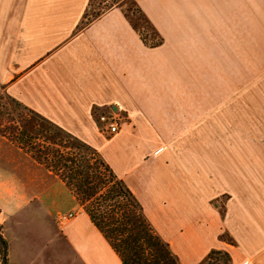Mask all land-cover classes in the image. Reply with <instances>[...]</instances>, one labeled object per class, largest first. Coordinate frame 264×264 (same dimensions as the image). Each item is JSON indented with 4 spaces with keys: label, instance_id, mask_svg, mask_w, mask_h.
Here are the masks:
<instances>
[{
    "label": "crops",
    "instance_id": "obj_1",
    "mask_svg": "<svg viewBox=\"0 0 264 264\" xmlns=\"http://www.w3.org/2000/svg\"><path fill=\"white\" fill-rule=\"evenodd\" d=\"M136 1L154 45L121 6L89 17L91 0H0V85L97 149L182 264L215 249L264 264L260 144L184 138L251 130L237 109L264 83V0ZM115 103L129 120L106 138L97 114ZM0 136L8 264H123L61 177Z\"/></svg>",
    "mask_w": 264,
    "mask_h": 264
},
{
    "label": "trees",
    "instance_id": "obj_2",
    "mask_svg": "<svg viewBox=\"0 0 264 264\" xmlns=\"http://www.w3.org/2000/svg\"><path fill=\"white\" fill-rule=\"evenodd\" d=\"M23 107L26 114L20 131L16 132L0 118V132L26 148L75 192L91 221L104 234L123 264H182L170 244L149 221L140 201L97 149L60 129L33 109ZM68 141L72 142L69 147ZM0 256L4 264H8V241L2 223ZM230 263V254L217 249L210 251L201 262Z\"/></svg>",
    "mask_w": 264,
    "mask_h": 264
},
{
    "label": "rangeland",
    "instance_id": "obj_3",
    "mask_svg": "<svg viewBox=\"0 0 264 264\" xmlns=\"http://www.w3.org/2000/svg\"><path fill=\"white\" fill-rule=\"evenodd\" d=\"M114 6H121L124 9L128 18H130L132 23L139 29L140 35L145 43H148L149 45H154L158 42L159 38L154 35L150 36L151 27L146 17L143 15V12L136 0H91L87 15H90L89 17L96 16L101 12ZM151 37H153V39ZM262 75H264V73H262ZM251 89L254 93L252 104L249 105V107L247 106L248 109H246L244 102L243 107L238 105V116L236 122L238 124H252V128L250 131H240L238 128L239 131L233 133H185L186 135L184 136V138L186 139L187 136L189 137V140L194 139V141H199L202 139L209 140L213 138L228 140L231 137V139L238 141L237 143L240 142L242 144L246 142L249 143V141H257L260 146H257L252 149V154L259 156L262 152H264V83H262L261 80L256 79L252 84ZM115 104L120 105L118 103ZM120 106L122 107L120 112L124 116H127L128 121L129 117L127 112L123 108L122 104ZM24 108L25 107H23V105H21L18 101L13 98H9V96L6 95V92L0 85V118L4 120V124L9 125L10 127L16 129V132H19L24 124V121L22 119L23 115L26 114ZM98 115L99 113L97 114V119H99ZM104 135L106 138H110L113 137L115 134L104 133ZM71 144L72 142L68 141L66 145H68L69 147ZM2 150L5 151L4 146H1L0 151ZM239 150H241L242 152H246L245 148L243 147H241V149ZM238 167L239 166H237V168ZM239 168H241V166ZM262 169H264V166H262V168L260 167L258 171ZM225 199L226 198L224 197V200ZM224 237L227 238L225 235ZM0 264H4V261L2 260L1 256Z\"/></svg>",
    "mask_w": 264,
    "mask_h": 264
},
{
    "label": "built area",
    "instance_id": "obj_4",
    "mask_svg": "<svg viewBox=\"0 0 264 264\" xmlns=\"http://www.w3.org/2000/svg\"><path fill=\"white\" fill-rule=\"evenodd\" d=\"M121 108L120 105L114 104L108 106L99 113L98 122L102 132L105 134H115L121 129L122 124L127 121V116H124L120 112ZM74 215V212L61 213L58 215V220L60 222H65L74 217Z\"/></svg>",
    "mask_w": 264,
    "mask_h": 264
}]
</instances>
